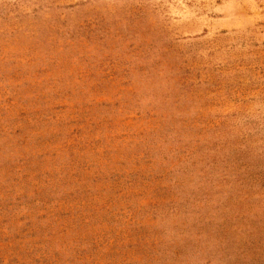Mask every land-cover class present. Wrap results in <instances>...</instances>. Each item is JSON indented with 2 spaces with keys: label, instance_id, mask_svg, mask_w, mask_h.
Instances as JSON below:
<instances>
[{
  "label": "rangeland",
  "instance_id": "374dc122",
  "mask_svg": "<svg viewBox=\"0 0 264 264\" xmlns=\"http://www.w3.org/2000/svg\"><path fill=\"white\" fill-rule=\"evenodd\" d=\"M0 264H264V0H0Z\"/></svg>",
  "mask_w": 264,
  "mask_h": 264
}]
</instances>
